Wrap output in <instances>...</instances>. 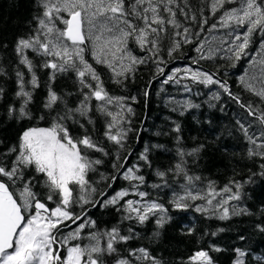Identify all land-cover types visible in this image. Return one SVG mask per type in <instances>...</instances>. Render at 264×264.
I'll return each instance as SVG.
<instances>
[{"label":"snow or ice","instance_id":"obj_1","mask_svg":"<svg viewBox=\"0 0 264 264\" xmlns=\"http://www.w3.org/2000/svg\"><path fill=\"white\" fill-rule=\"evenodd\" d=\"M34 7L30 31L15 40L13 50L18 65L14 96L19 107L15 103L8 105L7 116L17 121L37 119L28 106L40 87L38 71L47 70L45 112L38 119L48 126L25 128L15 144L0 151V264H106V257L109 264H163L144 247L128 249L126 255H120L118 245L139 235L131 227L127 235L121 234L119 224L82 235L87 227H96L95 221L84 219L86 205L114 206L123 213L122 221L134 220L140 225L154 217L158 229L170 219L165 206L146 199L148 193L140 191L137 184L130 183L128 189L116 191L102 203L96 198L106 196V190L100 191L98 185L107 179L113 183L118 178L145 183V178L136 174L138 165L127 167L129 157H123L124 163H120L119 155L132 130L127 126L128 114L133 113L128 101L135 102L137 98L112 95L105 77L123 85L138 66L151 62L155 65V79L164 74L161 65L167 64L163 58L165 49L167 56L174 58L183 45H195L199 55L192 64L219 57L235 67L236 62L248 57L249 68L239 77V84L258 102L245 103L227 82L199 68L173 69L163 82L174 80L182 71L183 78L193 82L219 85L243 110L236 123L250 145L247 157L264 161V0H34ZM205 31L211 39H201ZM257 36L258 44L254 39ZM253 47L254 53L250 52ZM137 49L143 55H137ZM0 75H7L2 67ZM68 75L73 77L75 91L58 93L52 84L58 76ZM4 92L0 87V99ZM68 97L77 98L75 106H70ZM212 99L219 100L220 95L213 94ZM202 147L187 153L180 151L179 155L195 156ZM146 152L147 149L138 159L148 163ZM97 153L100 155L95 156ZM105 158L112 160L115 174L99 172ZM259 168L261 171L252 176L264 177V163ZM98 172L99 179L93 181L91 176ZM169 172L185 181L180 185L181 192L174 193L169 201L175 209L194 206L196 212L212 215L218 211L221 220L250 214L245 208L233 207L230 212L228 206L230 201L241 200L240 182L230 179L217 189L214 181L204 183L203 177L189 175L183 159L156 175L164 178ZM112 186L108 184V188ZM130 194L140 199H126ZM50 202L56 206L49 207ZM76 206L81 208L80 214H76ZM257 228L264 232V226L258 224ZM159 235L158 231L153 233V237ZM85 239L87 243H72ZM210 247L212 251L221 250ZM244 256V251L236 249L233 264H244ZM188 259L195 264H214L207 250L196 251ZM257 259L264 261V257Z\"/></svg>","mask_w":264,"mask_h":264},{"label":"trees","instance_id":"obj_2","mask_svg":"<svg viewBox=\"0 0 264 264\" xmlns=\"http://www.w3.org/2000/svg\"><path fill=\"white\" fill-rule=\"evenodd\" d=\"M197 3L198 0H193ZM34 0H0V67L4 68L7 75H0V87L5 89L4 96L0 99V151L16 143L17 138L25 128L32 126L47 127L48 123L38 118L44 114V99L47 95L48 71H38L40 87L34 91L33 102L28 106L33 116L32 121L9 119L7 107L15 103L19 107V101L14 93L17 91L15 70L18 65V57L14 52L15 40L18 36L30 31L29 21L35 15ZM210 34L205 31L201 39L208 38ZM258 42L259 37L254 38ZM7 45V47H4ZM195 45H183L181 50L173 54L174 58L163 52V58L167 61L164 74L156 76L155 65L149 62L138 66L134 75L127 79L123 85H116L106 79V87L115 96H136V101H128L133 109L128 114L129 124L132 130L128 133L125 147L120 151V163H124L123 157H129L127 167L138 165L137 175L145 178V183L140 185L138 181L129 182L118 178L114 183L111 179L101 182L98 187L100 191L106 190V196L96 198L103 199L115 194L120 189H128L130 183L139 185L140 191L148 193L146 199L162 203L167 209L170 219L163 228H157L155 218L140 225L136 221L121 220L123 213H118L114 206L101 208L86 205L84 219L96 222V227L91 226L83 230L82 235L87 236L89 232L109 229L117 224L121 234L127 235L128 229L133 228L138 237L126 243L118 245L120 255H126L128 249L147 248L154 257L163 264H195L189 261V257L196 251L207 250L214 260V264H233L236 259V249L245 252L242 258L244 264H264L258 257H264V232L257 225L264 226V177L252 176L259 173L260 163L264 161L258 157L249 159L247 150L249 144L238 131L236 121L241 120L243 110L236 105L219 85H204L193 82L190 78H183L181 71L176 78L168 83L163 81L173 69H183L185 66L199 68L210 74H215L214 79L227 82L230 90L239 94L245 103L249 100L258 102V98L244 91L239 84V77L245 75L247 64L246 58L236 62L232 67L230 61L219 57L213 60H202L199 64H192V59L198 57L194 50ZM254 48V47H253ZM253 48L250 49L252 52ZM137 55H143L138 49ZM30 58H34L29 53ZM90 59V56L88 57ZM38 63V60L36 61ZM99 71H103L97 66ZM26 71V70H25ZM179 81L177 83L176 81ZM52 87L58 93L74 92L73 77L58 76ZM145 91L148 95H145ZM219 94L220 99H212L213 94ZM70 106H75L76 97H68ZM193 105V107H189ZM246 115V114H245ZM251 118H249V121ZM245 122V121H241ZM246 123V122H245ZM99 126V124H98ZM179 126V131L175 129ZM79 132V129H76ZM201 145L199 153L195 156L179 155L180 151L190 152ZM148 163L139 160L141 153L145 152ZM115 151V149H113ZM99 156L100 154H94ZM181 159L187 162L189 175H199L204 178V183L211 180L215 182L216 188H223L230 179L240 182L241 200L230 201V212L233 207L245 208L250 214L230 215L228 219H219V212L215 215L210 213H199L194 206L187 210L175 209L169 201L174 193H180V185L185 181L182 176H176L169 172L164 178L156 175L157 171H165L174 168ZM112 160L105 158V164L99 167V172L115 174ZM99 172L91 176L93 181L99 179ZM252 177L251 182L244 183ZM112 184L108 188V184ZM153 185H160L159 188ZM235 191V188H233ZM126 199H140L129 195ZM196 204L203 203L196 201ZM49 203V207H55ZM76 214H80L81 208L75 207ZM191 229V233H189ZM223 229V231H220ZM158 231L160 235L153 237ZM215 232L213 236L211 233ZM245 237L241 240L240 237ZM87 243L83 241H72V243ZM104 244V241H101ZM220 248V251H212L210 246ZM106 264L109 258L106 257Z\"/></svg>","mask_w":264,"mask_h":264},{"label":"rangeland","instance_id":"obj_3","mask_svg":"<svg viewBox=\"0 0 264 264\" xmlns=\"http://www.w3.org/2000/svg\"><path fill=\"white\" fill-rule=\"evenodd\" d=\"M217 35H219V33H217ZM207 39H211V36H209ZM257 44H258V42H257ZM252 52L254 53L255 52V47L253 48V50H252ZM246 58V66H247V68H246V70L249 68V62H248V60H249V58L248 57H245ZM192 68V67H191ZM193 69H195V68H193Z\"/></svg>","mask_w":264,"mask_h":264},{"label":"flooded vegetation","instance_id":"obj_4","mask_svg":"<svg viewBox=\"0 0 264 264\" xmlns=\"http://www.w3.org/2000/svg\"><path fill=\"white\" fill-rule=\"evenodd\" d=\"M51 203V202H50ZM79 223V222H78ZM72 227H75V225H73ZM67 231V229H65V232Z\"/></svg>","mask_w":264,"mask_h":264}]
</instances>
